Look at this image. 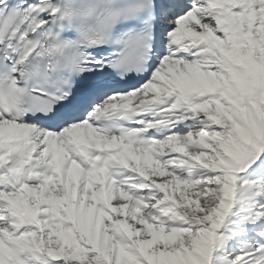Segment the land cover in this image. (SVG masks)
<instances>
[{"label": "snow or ice", "instance_id": "obj_1", "mask_svg": "<svg viewBox=\"0 0 264 264\" xmlns=\"http://www.w3.org/2000/svg\"><path fill=\"white\" fill-rule=\"evenodd\" d=\"M0 264H264V0H0Z\"/></svg>", "mask_w": 264, "mask_h": 264}]
</instances>
